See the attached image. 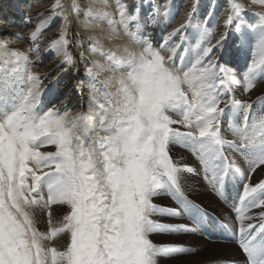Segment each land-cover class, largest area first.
<instances>
[{
	"label": "snow or ice",
	"instance_id": "1",
	"mask_svg": "<svg viewBox=\"0 0 264 264\" xmlns=\"http://www.w3.org/2000/svg\"><path fill=\"white\" fill-rule=\"evenodd\" d=\"M257 4L264 0H227L221 16L219 0H207L201 16L193 0L171 27V0H114V9L53 0L43 19L26 14L25 27L38 20L28 47L0 33V264H264ZM41 45L52 66L33 71ZM73 49L88 64L87 112L72 113L67 98L44 101L79 72ZM200 182L227 212L198 202ZM214 232L229 255L150 238ZM202 251L216 258H196Z\"/></svg>",
	"mask_w": 264,
	"mask_h": 264
},
{
	"label": "bare ground",
	"instance_id": "2",
	"mask_svg": "<svg viewBox=\"0 0 264 264\" xmlns=\"http://www.w3.org/2000/svg\"><path fill=\"white\" fill-rule=\"evenodd\" d=\"M250 1V0H249ZM247 3V0H242V2L247 7L250 3ZM53 0H0V33H3L5 38L8 40H11L12 46L14 47H20V48H26L29 46V40L28 36L30 32L33 30V25L38 22V20L33 21V25L24 26L25 17L26 14H33L36 13H42V15L39 17L40 19H43L45 16H47L51 10V4ZM193 2V0H171V6L175 9H178L176 22L171 27H176L180 23H183L184 20L182 17H184L185 13L190 10V5ZM88 3H93V0H88ZM97 7L103 8L104 6V0H96ZM108 3L111 4L112 8L114 9V0H108ZM220 7L217 9V14L223 16L224 10L227 7V0H219ZM257 6L258 8H255ZM207 0H202V7L200 9V15L203 16V14L207 10ZM252 9L255 11H260L261 9H264V6L262 5H252ZM147 11V9H145ZM251 15V13H249ZM60 20L57 19L55 21V24L53 25L51 31H54L56 27L59 26ZM222 23V21H221ZM81 34L83 35H91L92 33L89 31H86L83 28L78 29ZM168 30H171L170 28ZM222 29H218L220 31ZM151 31V29H150ZM99 32V30H97ZM16 33H21L24 37V39H18L16 37ZM48 32H45V35H47ZM161 36V28L157 27L155 29V38L156 41L160 40ZM217 37H213V42L215 41ZM122 41H113V42H107L106 46H108L110 43H121ZM46 47V45H41V61L38 64L33 65V71H47L48 68L52 66V56L53 53H45L43 51V48ZM75 53H77L76 57V66L79 68V72L72 76L71 73L68 75L63 76L61 79L60 85L56 90V95L58 96L57 99H54L52 95H45L44 101L48 106H51L48 102L51 101V103L59 104L61 100H64L65 98L68 99V108L72 113H75L77 111H84L87 112V110L90 107L89 104V95H90V89H89V80L85 76V68L88 66L87 60H81L79 58V51L78 49H73ZM88 54L86 53V56ZM90 59H99V57L96 56H90ZM35 59V58H33ZM241 62H243L241 60ZM52 75H55V72H53L51 75H49L48 80L52 79ZM48 80H45L44 83L47 84ZM83 81V87L81 90H77L75 88V84ZM246 99L248 97H245ZM252 98H254V94H252ZM225 127H227L225 125ZM229 139L232 137L229 136ZM190 179H196L195 177H189ZM195 198H197L198 202H202L204 205L209 206L210 211H222L227 212L228 209L223 205L222 202H219L210 190H207L202 182H200V190L198 193H196ZM171 222V221H169ZM181 223L185 221H180ZM154 242L156 243H175V244H184L186 247H201L203 249L204 245H210L213 247H216L218 252L217 255L220 257L226 256L230 254L231 246L226 244V242H223L221 240H211L207 237H201L199 235H193V234H184L183 236L180 235H158L153 234L151 237ZM189 257H192L193 254H186ZM213 258L210 252H204L202 251L201 257L196 258ZM163 264H169V262L166 260L163 262Z\"/></svg>",
	"mask_w": 264,
	"mask_h": 264
},
{
	"label": "rangeland",
	"instance_id": "3",
	"mask_svg": "<svg viewBox=\"0 0 264 264\" xmlns=\"http://www.w3.org/2000/svg\"><path fill=\"white\" fill-rule=\"evenodd\" d=\"M248 1L249 0H247V3H248ZM241 2H242V0H241ZM249 3H250V1H249ZM255 8H258L257 6H255ZM54 25H57V24H54ZM227 126V125H226ZM218 213H220V211H217ZM222 212V211H221ZM180 236H183V235H180Z\"/></svg>",
	"mask_w": 264,
	"mask_h": 264
}]
</instances>
